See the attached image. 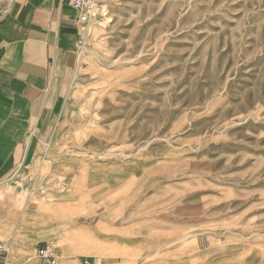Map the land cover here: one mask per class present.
I'll return each mask as SVG.
<instances>
[{
  "label": "rangeland",
  "instance_id": "374dc122",
  "mask_svg": "<svg viewBox=\"0 0 264 264\" xmlns=\"http://www.w3.org/2000/svg\"><path fill=\"white\" fill-rule=\"evenodd\" d=\"M98 1L0 240L26 264H264V0Z\"/></svg>",
  "mask_w": 264,
  "mask_h": 264
},
{
  "label": "crops",
  "instance_id": "0c3cea01",
  "mask_svg": "<svg viewBox=\"0 0 264 264\" xmlns=\"http://www.w3.org/2000/svg\"><path fill=\"white\" fill-rule=\"evenodd\" d=\"M79 24L68 0H0V187L18 180L49 129L54 75L78 42ZM9 226L0 221V234L12 233ZM23 260L11 243L6 264Z\"/></svg>",
  "mask_w": 264,
  "mask_h": 264
},
{
  "label": "built area",
  "instance_id": "2783aa9c",
  "mask_svg": "<svg viewBox=\"0 0 264 264\" xmlns=\"http://www.w3.org/2000/svg\"><path fill=\"white\" fill-rule=\"evenodd\" d=\"M68 2L76 10L80 23L96 21L103 17V9L98 0H68ZM56 185L64 190L66 188V181L58 179ZM36 255L41 264H60L59 258L53 248L47 244L38 246ZM7 256L8 246L0 241V264H6ZM98 262L97 257H85L81 259L80 264H98Z\"/></svg>",
  "mask_w": 264,
  "mask_h": 264
},
{
  "label": "bare ground",
  "instance_id": "6f19581e",
  "mask_svg": "<svg viewBox=\"0 0 264 264\" xmlns=\"http://www.w3.org/2000/svg\"><path fill=\"white\" fill-rule=\"evenodd\" d=\"M84 28H85V27H81V32L83 31Z\"/></svg>",
  "mask_w": 264,
  "mask_h": 264
}]
</instances>
